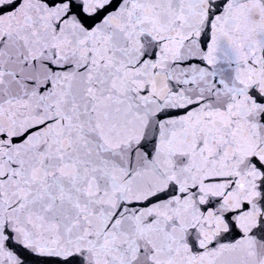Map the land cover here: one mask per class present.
Wrapping results in <instances>:
<instances>
[{
	"label": "snow or ice",
	"instance_id": "snow-or-ice-1",
	"mask_svg": "<svg viewBox=\"0 0 264 264\" xmlns=\"http://www.w3.org/2000/svg\"><path fill=\"white\" fill-rule=\"evenodd\" d=\"M0 264H264V0H0Z\"/></svg>",
	"mask_w": 264,
	"mask_h": 264
}]
</instances>
